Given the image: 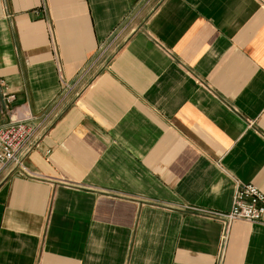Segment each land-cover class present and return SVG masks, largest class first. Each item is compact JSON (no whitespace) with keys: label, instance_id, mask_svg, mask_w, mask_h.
I'll list each match as a JSON object with an SVG mask.
<instances>
[{"label":"crops","instance_id":"1","mask_svg":"<svg viewBox=\"0 0 264 264\" xmlns=\"http://www.w3.org/2000/svg\"><path fill=\"white\" fill-rule=\"evenodd\" d=\"M154 1L0 0V124L84 76L0 179V264H264V219L205 215L264 193V0Z\"/></svg>","mask_w":264,"mask_h":264},{"label":"built area","instance_id":"2","mask_svg":"<svg viewBox=\"0 0 264 264\" xmlns=\"http://www.w3.org/2000/svg\"><path fill=\"white\" fill-rule=\"evenodd\" d=\"M82 76L77 84H65L58 105L44 115L40 120L34 118L11 119L6 124H0V179L8 173L19 172L29 176L26 172L25 160L29 152L38 144V141L48 130L51 117L57 111L77 85L82 81ZM14 96L4 95L6 110L12 112ZM205 215L220 221L223 224V248L229 237L231 225L235 222L252 224L262 223L264 219V193L251 184H238L234 205L227 213L208 211ZM224 249L222 250V254Z\"/></svg>","mask_w":264,"mask_h":264},{"label":"rangeland","instance_id":"3","mask_svg":"<svg viewBox=\"0 0 264 264\" xmlns=\"http://www.w3.org/2000/svg\"><path fill=\"white\" fill-rule=\"evenodd\" d=\"M159 0H155L154 1V4L155 3H157ZM84 79V78H83ZM83 79H82V81H83ZM82 85H83V82H82ZM27 168V167H26ZM26 172H28V170H26ZM29 173V176L28 177H30V178H34L35 176H33L30 172H28ZM18 174H20L19 172H18ZM21 175V174H20ZM21 176H25V175H21Z\"/></svg>","mask_w":264,"mask_h":264}]
</instances>
